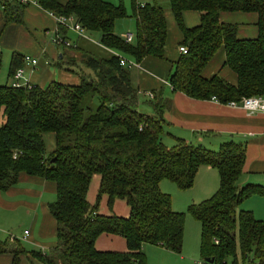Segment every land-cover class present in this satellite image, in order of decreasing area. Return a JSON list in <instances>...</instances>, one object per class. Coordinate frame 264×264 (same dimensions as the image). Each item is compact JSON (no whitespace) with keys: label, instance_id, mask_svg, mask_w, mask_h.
<instances>
[{"label":"trees","instance_id":"trees-1","mask_svg":"<svg viewBox=\"0 0 264 264\" xmlns=\"http://www.w3.org/2000/svg\"><path fill=\"white\" fill-rule=\"evenodd\" d=\"M168 1L183 36L179 47L187 49L168 75L172 91L195 100L214 98L224 105L240 104L251 96L264 98V0ZM34 2L59 18H74L86 32L99 33L97 46L105 52L93 54L71 46L80 53L79 62L94 75L80 76L78 85H0V190L14 186L20 173L56 185V200L48 208L56 222L57 244L47 253L30 256L41 264H146L145 245L181 254L184 215L171 211L170 199L159 184L169 180L188 190L199 167L209 166L217 170L220 187L211 198L189 209L201 226L202 264H264V220L251 212L237 211L251 196L264 198L261 186H237L245 144L228 140L209 150L176 138L168 149L162 141L166 135L163 111L168 101L155 92H151L152 98L145 94L153 112L140 113L141 93L131 77L134 69L120 66L119 56L138 64L147 57L164 59L167 27L162 7L131 0L136 32L132 42L126 43L114 33L116 20L127 16L122 3ZM0 4L6 23L21 21L24 5L18 0H0ZM186 11L199 13V26H184L182 14ZM224 12L256 14L257 38L238 39V26L220 21ZM220 47L225 51L224 65L237 77L236 85L219 75L210 79L201 75ZM20 62L24 64L23 56L13 54L9 79ZM95 97L98 105L93 103ZM43 134L54 136L55 148L49 154ZM94 175L100 177V185L96 203L91 206L86 193ZM103 196L109 209L115 200L125 201L129 216L99 215L97 208ZM101 234L123 238L127 251H97L94 243ZM0 254H12L13 264L20 255H26L20 246L13 250L1 240Z\"/></svg>","mask_w":264,"mask_h":264},{"label":"crops","instance_id":"crops-1","mask_svg":"<svg viewBox=\"0 0 264 264\" xmlns=\"http://www.w3.org/2000/svg\"><path fill=\"white\" fill-rule=\"evenodd\" d=\"M66 1L57 0L60 4H64ZM163 12L167 27L164 59L151 57L143 59L139 63V68L132 70L135 72L134 77L131 73L133 86L140 93L155 92L159 97L168 101V105L163 111L166 137L174 140L176 138L183 139L187 142L193 140L215 148L228 140L244 143L245 160L242 173L237 181V183L239 182L238 187L251 184L264 188V113L248 114L241 107H232L213 100H195L183 93L173 92L167 78L173 63L177 62L181 56L179 46L183 36L170 8L164 9ZM67 20L76 22L74 18ZM182 21L186 28L191 29L200 25V15L194 11H186L182 14ZM220 21L225 24L237 25V38L240 40L257 38V15L254 13L224 12L220 14ZM67 22L61 23L59 17L45 11L36 2H31L24 5L20 22L6 23L4 9L0 4V56L1 52H8L9 66L13 54L36 58L38 66L35 69L26 67L24 64L21 65L20 62V68L25 69V77L30 85L45 88L51 82H58L55 81L56 74L59 78L64 77L71 80L70 76L66 75L61 69L62 67L60 68L58 65L62 66L64 54L72 47L65 49L54 46L52 44L53 36L57 34L75 47L79 46L83 40L99 44L100 35L96 32L84 31V37H79L72 30L76 37L75 41H71L68 37L70 32ZM110 52L113 53L111 50ZM224 62V47H220L202 71V77L210 79L214 75H219L229 84L236 85V75L224 65ZM36 72L37 78L34 77ZM7 81L5 85L10 84L11 78H8ZM72 85H78V83ZM42 138L46 153H51L55 148L54 136L43 134ZM99 185L100 177L94 175L86 193V201L91 206L96 203ZM257 197L264 200L263 197ZM55 200L56 185L54 182L26 173L18 174L17 183L14 186L4 191L0 190V209L12 212L19 208H25L26 214L30 216L31 220L29 228L25 229L21 236L9 234L4 240L0 239L9 244L16 243L26 253V255L19 256L17 264H27L29 261L33 264H41L34 260L30 254L34 252L47 253L56 246V222L48 208L49 204ZM97 213L103 216L115 215L127 218L129 207L125 201L115 200L112 208L109 209L107 197L103 196ZM2 217L3 220L11 218L10 213L3 214ZM26 232L27 236H25ZM94 247L101 252L125 253L127 251L123 238L108 234H101L96 239ZM148 247L150 246L146 248L145 245L143 250ZM153 247L167 251L160 246ZM13 259L12 254H0V264H13Z\"/></svg>","mask_w":264,"mask_h":264},{"label":"rangeland","instance_id":"rangeland-1","mask_svg":"<svg viewBox=\"0 0 264 264\" xmlns=\"http://www.w3.org/2000/svg\"><path fill=\"white\" fill-rule=\"evenodd\" d=\"M113 6H118L120 3L125 8L126 17L116 20L114 26V33L120 37L125 34L135 35L136 23L132 13V2L131 0H103ZM168 0H136V3L143 4H153L156 3L162 9L169 8ZM74 25L73 20L67 22L69 27V39L75 41V33H73L71 27ZM74 35V37H73ZM80 43V42H79ZM85 52L93 54H102L103 49L97 46V44L91 41L83 40L77 47ZM8 52H1V68H0V85H5L8 79ZM80 53L76 49L67 50L63 57L64 68H61L66 75H69L70 79H65L64 77L59 78L57 74L55 76V81L63 84H79V77H92L93 72L86 67H84L80 62ZM39 68V67H38ZM40 74L38 75V77ZM132 76H135V72L132 71ZM34 77L37 78V72ZM149 98L145 96L143 92L139 94V107L138 111L143 114H152L153 109L150 105ZM93 103L98 105L100 102L97 97L93 99ZM166 132V131H165ZM163 144L171 149L175 145V140L165 135L162 137ZM188 143L191 145H200L209 150H216L217 148L208 146L209 144L203 145L193 140H189ZM239 186V182L237 183ZM220 187V179L218 172L215 168L209 166L199 167L197 174L195 176L193 186L188 190H183L178 188V186L169 181L162 180L159 184L160 191L167 195L170 199V209L175 213H181L184 215V233H183V244L181 254H174L169 251H163L157 249L152 245L148 249L143 250L144 259L146 264H202L203 258L201 256V226L198 221H196L189 209L193 205H199L205 200L211 198ZM243 187V186H242ZM241 188V187H240ZM238 212H251L256 219L264 220V200L257 196H251L245 201H243L237 208ZM10 213L11 218L3 220L2 215ZM263 217V218H260ZM30 216L26 214L25 208H19L15 211L9 212L0 209V239L4 240L9 234L13 236H21L25 229L29 228ZM24 246L28 247L26 244ZM11 249L17 250L19 246L16 243L10 244ZM164 249V248H163ZM27 264H33L30 261Z\"/></svg>","mask_w":264,"mask_h":264},{"label":"built area","instance_id":"built-area-1","mask_svg":"<svg viewBox=\"0 0 264 264\" xmlns=\"http://www.w3.org/2000/svg\"><path fill=\"white\" fill-rule=\"evenodd\" d=\"M18 2L21 5H27L28 3L34 2V0H18ZM59 21L63 24H65L68 20L66 18H59ZM71 29L79 36L84 37V29L80 26L79 23L75 22L74 25L71 27ZM122 39L126 43H130L133 40V36L131 34H125L122 36ZM52 44L56 47L69 49L71 48V43L67 41L66 39L60 37L59 35H54L52 38ZM100 46L99 44H97ZM179 52L182 55L187 54V49L185 47H179ZM114 55H116L115 52H113ZM120 59V66L126 67L129 69H138L139 65L134 60L127 59L123 56H119ZM23 63L26 67H30L31 69H35L38 66V60L36 58H32L30 56H23ZM10 85L13 88H27L30 87L29 81L25 77V69L19 68L17 69L13 76L11 77ZM146 95L149 98H152V93L148 92ZM213 101H216L214 98ZM217 102V101H216ZM229 106L232 107H241L244 109L248 114H255V113H264V98L261 96H251L244 98L240 104L236 103H229ZM28 233H25V236H27Z\"/></svg>","mask_w":264,"mask_h":264},{"label":"water","instance_id":"water-1","mask_svg":"<svg viewBox=\"0 0 264 264\" xmlns=\"http://www.w3.org/2000/svg\"><path fill=\"white\" fill-rule=\"evenodd\" d=\"M205 262H210V263H212V262H213V259H210V260H209V259H206Z\"/></svg>","mask_w":264,"mask_h":264}]
</instances>
